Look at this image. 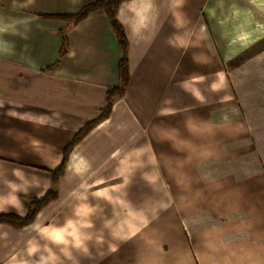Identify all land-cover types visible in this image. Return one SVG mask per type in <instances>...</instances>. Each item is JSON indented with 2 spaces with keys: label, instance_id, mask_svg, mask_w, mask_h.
Returning a JSON list of instances; mask_svg holds the SVG:
<instances>
[{
  "label": "crops",
  "instance_id": "crops-1",
  "mask_svg": "<svg viewBox=\"0 0 264 264\" xmlns=\"http://www.w3.org/2000/svg\"><path fill=\"white\" fill-rule=\"evenodd\" d=\"M95 1L0 0V213L24 217L57 191L29 225L0 224V264H264V181L251 179L262 193L248 212L239 196L200 217L179 205L199 197L183 186H219L194 172L202 155L235 153L230 60L234 103L251 108L250 154L264 164V0L123 2L129 85L53 185L65 146L120 82L123 51L104 12L49 17Z\"/></svg>",
  "mask_w": 264,
  "mask_h": 264
},
{
  "label": "rangeland",
  "instance_id": "rangeland-1",
  "mask_svg": "<svg viewBox=\"0 0 264 264\" xmlns=\"http://www.w3.org/2000/svg\"><path fill=\"white\" fill-rule=\"evenodd\" d=\"M245 59L247 60L245 61L246 64H248V57ZM243 60L244 59H242V61ZM233 93V60H230L226 67L227 106L225 107L224 116L226 119V129L230 130L231 134L238 132L237 134L239 135V138L235 139V143L234 139H227V143L231 142L229 148L233 149L234 146L235 153L233 152L232 156H230V154L228 155L227 146V153H225L226 159L224 161L221 160L222 155L214 156L210 154L202 155L201 160L196 164L197 171L195 170L194 172L199 174V177L204 180L205 183L216 182L219 186L199 188L183 186L184 193H187L190 190L192 191V194L199 195V197H195L196 199L191 203L185 202V204H179L180 209L195 211L199 213V217L201 216L202 211H208L211 208L217 209L216 200L218 197L219 208L222 209L224 205H228V203H224V201H227L228 198L233 196H239L242 201V211L248 212L249 196L253 193H262L259 187H257L256 181H254L253 188H251V179L258 178L259 181H264V164L261 161L260 154H258V159L250 154L249 126L251 108L247 105L249 100H243L242 103L244 104L242 106L235 105ZM256 109L257 108H254L255 111ZM261 114H264V112L259 109V115ZM238 120H240V122H237ZM194 150L196 151L197 149ZM203 150H205V148H203ZM218 157H220V164L224 162L225 164L227 163V166L231 163H234V165L227 167L225 170L220 169L217 165ZM191 158L196 162L198 157L193 155ZM185 174H187L185 171H179V176H181L183 180L185 179ZM256 187L257 189H254ZM262 189H264V187H262Z\"/></svg>",
  "mask_w": 264,
  "mask_h": 264
},
{
  "label": "trees",
  "instance_id": "trees-1",
  "mask_svg": "<svg viewBox=\"0 0 264 264\" xmlns=\"http://www.w3.org/2000/svg\"><path fill=\"white\" fill-rule=\"evenodd\" d=\"M128 0H97L95 2L85 5L79 12L74 14H57L49 15L51 18L63 19L74 24H77L86 19L91 13L104 12L111 24V27L121 45L123 56L120 62V82L117 86L111 88L107 92V105L101 111L99 117L93 119L85 126H83L78 133L74 136L73 140L65 146L64 156L61 165L51 171L53 185H56L62 175L65 173L66 164L69 159V155L75 145L83 139L93 128H95L104 119L108 118L111 114L114 103L118 98L124 96L126 89L129 85L130 71H129V58H128V40L123 25L119 21L118 11L121 4ZM67 37L63 35V47L60 52V56H63L67 51ZM57 191L52 188L42 198L34 199L31 202V207L28 215L22 217L11 213H0V224H8L16 228H22L32 223L37 214L43 209L49 202L56 199Z\"/></svg>",
  "mask_w": 264,
  "mask_h": 264
}]
</instances>
